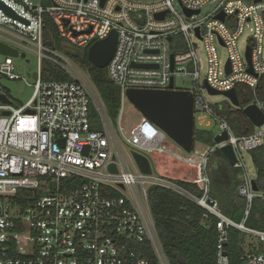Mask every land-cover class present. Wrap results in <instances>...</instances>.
I'll list each match as a JSON object with an SVG mask.
<instances>
[{
	"label": "built area",
	"instance_id": "1",
	"mask_svg": "<svg viewBox=\"0 0 264 264\" xmlns=\"http://www.w3.org/2000/svg\"><path fill=\"white\" fill-rule=\"evenodd\" d=\"M149 1L0 0L15 14L0 10V42L19 58L31 47L38 56V78L26 104L15 108L0 90L11 102L0 101V264H169L148 191L161 187L181 192L174 182L183 180L198 187L202 196L195 200L218 219L219 264H228L223 251L230 228L264 247V232L245 226L254 199L264 195L253 191L255 178L243 158L264 146V125L237 136L205 96L208 88L230 92L247 86L253 101L243 110L256 105L264 113L256 93L264 76V0H222L204 20L197 18L217 0ZM221 15L224 21L218 19ZM46 18L59 39L78 49L117 32L116 51L107 67L121 93L116 126L90 77L79 70L75 74L72 61L45 46ZM218 48L227 53L224 62ZM14 60L5 56L0 62V81L24 79L15 73ZM44 61L74 81H45ZM180 77L194 84L188 92L194 98L195 126H208L210 119L218 127L213 146L200 142L201 149L195 146L188 155L134 106L138 121L125 119L123 113L129 90L168 91L172 79L176 90ZM92 106L99 116L98 130L93 128ZM224 133L227 141L215 144L214 138ZM225 146L233 147L234 167L242 171L238 192L248 205L241 224L228 219L212 197L208 167ZM133 153L149 160L150 175L141 172ZM167 159L193 173L189 178L162 174L157 163ZM246 258L249 264H264V252H247Z\"/></svg>",
	"mask_w": 264,
	"mask_h": 264
},
{
	"label": "trees",
	"instance_id": "2",
	"mask_svg": "<svg viewBox=\"0 0 264 264\" xmlns=\"http://www.w3.org/2000/svg\"><path fill=\"white\" fill-rule=\"evenodd\" d=\"M44 43L47 48L58 51L72 62L88 69L91 82L104 104L107 115L116 126L121 109V93L109 79L107 68L97 69L89 63V48H73L59 39L49 18L45 20ZM43 77L45 81H74L66 71L50 63H46ZM236 91L240 109L227 104L216 105L214 110L230 124L237 136H248L254 132V127L245 117L243 108L252 103L253 91L247 86H238ZM256 93L258 99L264 102V76ZM91 119L93 128L98 130L99 116L94 106L91 107ZM196 142L213 146V135L207 131L195 130ZM249 155L256 173L255 183L259 193L264 195V146ZM208 176L212 181V197L218 202L223 214L231 221L241 224L248 205L247 200L238 192L242 171L229 165L218 151L211 158ZM174 183L186 194L161 187H151L148 191L150 210L169 264H219L218 219L208 214L195 200L202 196L197 186L183 181ZM245 226L264 232V199H254ZM246 238L247 236L234 228L227 230V243L224 245L223 254L228 264H249L247 252H264L262 244L256 247L247 246ZM146 250L149 259L153 260L148 247Z\"/></svg>",
	"mask_w": 264,
	"mask_h": 264
},
{
	"label": "water",
	"instance_id": "3",
	"mask_svg": "<svg viewBox=\"0 0 264 264\" xmlns=\"http://www.w3.org/2000/svg\"><path fill=\"white\" fill-rule=\"evenodd\" d=\"M0 10H3L9 16H15V14L1 2ZM198 13L199 12H196V14ZM192 15V13H188V17ZM224 18V15L218 17L221 21H224ZM117 42V32L113 31L105 40L94 43L88 49L89 63L97 69H106L113 59ZM0 54L13 59L19 58V53L16 50L1 42ZM22 58H25V55H22ZM248 59L250 60V51L248 52ZM208 90L210 95H222L232 103L233 107L237 109L240 108L236 89L230 92H217L210 88H208ZM127 97L129 102L147 120L163 131L185 153H193L195 147L194 98L190 92L174 90V79H172L168 91L129 90L127 92ZM0 101L11 104L8 98L2 94H0ZM243 113L253 127H261L264 125V113L258 106H248L243 110ZM4 116H9V113H4ZM227 139L228 136L224 133L222 136H216L214 138V143L222 144L227 141ZM63 144L64 142L61 141L60 145L62 147ZM220 152L229 165L233 167L236 165L237 157L232 146H225L221 148ZM133 156L141 172L150 175L152 169L149 160L138 153H133ZM252 188L255 193L259 192L255 181L252 182ZM180 191L186 194L184 191Z\"/></svg>",
	"mask_w": 264,
	"mask_h": 264
},
{
	"label": "rangeland",
	"instance_id": "4",
	"mask_svg": "<svg viewBox=\"0 0 264 264\" xmlns=\"http://www.w3.org/2000/svg\"><path fill=\"white\" fill-rule=\"evenodd\" d=\"M142 3H149V0H135ZM222 0H217L216 2L207 5L203 11L202 14L197 18V20H204L208 18L210 15L213 14L215 9L219 6ZM177 10H181V7L178 5L177 2L174 3ZM245 39V38H244ZM241 47H244V43H241ZM32 51H36L34 47L30 48ZM27 51L25 58H19L15 59L13 61L14 67H15V73L22 78H24L21 81H11L7 78H3L0 81V90L5 93L13 102V105L15 108H20L24 104L27 103V101L32 97L34 88L32 85H34L38 78V56L35 52ZM220 59L224 62L226 59L227 53L224 49L218 48ZM62 55V54H61ZM62 57H65L62 55ZM66 58V57H65ZM5 56L0 54V62L4 61ZM67 59V58H66ZM69 60V59H68ZM71 62V60H69ZM46 63L43 62L42 70L43 74L46 72ZM75 67L76 71L74 70L75 74L79 75L77 72L78 70L86 75L89 76L88 69L81 66L80 64H77L75 62H71ZM90 77V76H89ZM91 80V79H90ZM175 89L179 91H191L194 89V84L190 78H177L175 79ZM205 96L207 97L208 102L212 106L216 105H227L230 104L229 100L225 98L222 95L212 96L208 92L205 93ZM124 118L128 119L130 121H138V114L134 110L133 105L131 103H126L124 107ZM197 118V116H196ZM196 131L197 130H203L211 133L212 135L218 133V127L215 125V123L211 122L209 119L208 126L199 127V125L196 124ZM172 142V141H171ZM172 144L182 153L186 154L179 146ZM196 149H201L202 144L200 142L195 143ZM173 146L170 144L169 148H172ZM244 162L246 165L247 171H249L251 177L256 178L255 169L251 160V157L248 153L243 154ZM158 165V171L161 172L164 175H167L169 177H185L189 178L190 174L193 173V170L190 168L184 167L183 165L179 163H174L170 160L159 161L157 163ZM153 173H156L155 167L152 165ZM246 245H252L254 247L258 246L257 240L247 237L246 238Z\"/></svg>",
	"mask_w": 264,
	"mask_h": 264
},
{
	"label": "crops",
	"instance_id": "5",
	"mask_svg": "<svg viewBox=\"0 0 264 264\" xmlns=\"http://www.w3.org/2000/svg\"><path fill=\"white\" fill-rule=\"evenodd\" d=\"M178 180H182V179H178ZM184 181V180H183ZM186 181V180H185Z\"/></svg>",
	"mask_w": 264,
	"mask_h": 264
}]
</instances>
